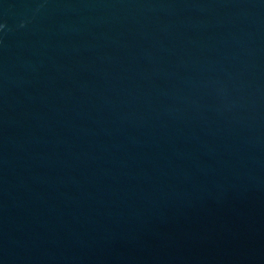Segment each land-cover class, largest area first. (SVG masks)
<instances>
[{
    "label": "water",
    "instance_id": "95a60500",
    "mask_svg": "<svg viewBox=\"0 0 264 264\" xmlns=\"http://www.w3.org/2000/svg\"><path fill=\"white\" fill-rule=\"evenodd\" d=\"M0 264H264V0H0Z\"/></svg>",
    "mask_w": 264,
    "mask_h": 264
}]
</instances>
